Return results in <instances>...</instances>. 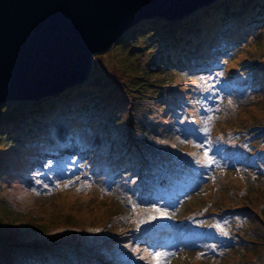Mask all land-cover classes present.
I'll use <instances>...</instances> for the list:
<instances>
[{"label": "rangeland", "instance_id": "obj_1", "mask_svg": "<svg viewBox=\"0 0 264 264\" xmlns=\"http://www.w3.org/2000/svg\"><path fill=\"white\" fill-rule=\"evenodd\" d=\"M212 12L218 24L205 36L201 18ZM179 21L187 25L174 28ZM218 27L243 39L215 50L220 56L211 70L205 63L182 66L163 56L216 37ZM145 35L148 42L128 35L126 46L117 40L94 54L81 83L22 108L12 106L15 101L0 105L13 111L0 115V264H109L127 250L133 262L124 257V264H264V0H212L179 19L157 20ZM157 55L163 66L151 70ZM190 66L198 67L184 69ZM141 70L164 85L158 91L131 90ZM243 75L240 87L229 82ZM170 86L177 100L165 111L160 104ZM156 92L160 98H151ZM83 102L88 111L79 124L81 143L74 138L66 154L57 131L76 137L77 124L58 113L73 116ZM51 141L49 150L59 152L50 157L40 146ZM232 142L242 147L236 150ZM147 145L168 165L177 158L175 163L190 167L179 159L195 155L201 169L183 176L174 189L163 177L154 184L145 162L131 163ZM113 146L133 150L112 156L105 151H115ZM118 216L124 224L106 230ZM157 222L170 227L141 231L143 224ZM133 232L142 240L136 243ZM103 234L118 236L122 249L111 248L110 238L101 242ZM125 238L129 244L122 243Z\"/></svg>", "mask_w": 264, "mask_h": 264}, {"label": "water", "instance_id": "obj_2", "mask_svg": "<svg viewBox=\"0 0 264 264\" xmlns=\"http://www.w3.org/2000/svg\"><path fill=\"white\" fill-rule=\"evenodd\" d=\"M211 1L0 0V105L81 83L94 54L139 21L179 19Z\"/></svg>", "mask_w": 264, "mask_h": 264}, {"label": "trees", "instance_id": "obj_3", "mask_svg": "<svg viewBox=\"0 0 264 264\" xmlns=\"http://www.w3.org/2000/svg\"><path fill=\"white\" fill-rule=\"evenodd\" d=\"M227 11H229V7H227ZM159 18L160 17H152V18H147V21L146 20L139 21L134 27H132L131 29H129L123 36H120L117 39V40H119V46H121V47L122 46H126L125 44H127L128 42H126L125 40L128 37V35H130L132 38H135V39H138L141 36V37H143L142 39L144 40V43L145 42H148V40L150 38V37L148 38V36L149 35L151 36V32L148 33V36H146V35L144 36V34H145V32H148L150 30V28H152L153 25H155L157 23V19H159ZM203 18H205V17H202L201 20ZM148 24H151V26L149 27ZM186 25H187V23H185V21H179L177 24H175L174 28H177L179 26L184 27ZM199 26L198 27L196 26V30H200L199 29ZM202 34H204V33L202 32ZM247 34L248 33H244V35H247ZM228 36H230V35L228 33L227 28L220 29V27H218L216 37L215 36H211L209 38V40H207V38H206L205 41L204 40L197 41V42L194 43V45L190 49H186L185 46H182V47H180L179 50H177L176 53H174V54L169 53V54H166V55H163V56L166 57L168 61H169V59H171V60H174V62L177 61V62L181 63L182 66L184 64L186 65L190 61H192V62H198L199 66L201 64H204L205 63V66L204 67H206V65L208 64L209 65V68H212L211 67V64L214 63V62H216L217 59H218V57L220 56L219 54H216L215 50L218 49V50L225 51L230 46L233 47L235 44H237L238 41L235 40L234 38H242V37H237L236 36V33L233 34V37H228ZM181 39L182 38H179L178 41H180ZM152 41H154V40H152ZM155 52H156V54H158V51L156 49H155ZM191 58H193V59H191ZM167 60H166V62H167ZM201 60H206V62H203ZM163 62L164 61H162V57L157 55V57H154V61H153V64L151 65L150 69L151 70H154L156 68H161L163 66L162 65ZM190 67H192L193 69H196L198 66H190ZM175 71L178 72L177 70H175ZM178 73L179 74H182L180 72H178ZM155 75L156 76H154V77L157 78V74H155ZM140 76H141V78L138 79V82H136V81L133 82L135 85L133 86V88L131 90L136 91L138 93L139 92L141 93L142 92V89L145 86H147L148 88L151 87L152 89H155L156 88V91H158L159 88L164 85L163 82H156L154 80L149 81L148 78L150 77L152 79V77L146 75L144 70H141L140 71ZM140 76H138V77H140ZM239 78L241 79L242 82L245 81V79H244L245 78V75L239 76ZM77 86H79V85H77ZM175 89H176L175 87L170 86V88L167 90V93H164L163 94V103L164 104L161 103L160 105H161L162 108L165 109V111H166V106L170 105L169 101L172 103L174 100H177V95H175ZM155 97L160 98L159 97V92H156V93L151 94V98H155ZM15 102H17V103H15L12 106H18L19 108H22L24 106L30 105V103H28L30 101H28V100H23V101L22 100H19V101H15ZM10 106L4 105L0 109V115L1 116H4V117H7L11 112H13L12 109H10ZM87 108H88V102L87 103H84L83 102L81 105H79L78 107H76L74 109V111L76 112V114H74L73 116H69L68 117V113H65V111H61L60 113H58V115H61L64 120L73 119V121H74L73 124L74 125L77 124L75 126V128H74V130L76 132V139L77 140H81V138L78 136V134L80 132V126H79V124H82V122L84 121L85 114H87V111H88ZM69 110H70V108L68 109V111ZM172 118L174 119L175 117H172ZM143 125H146V124L143 123ZM170 126L173 127V128H176V125H175L174 122L170 123ZM141 128L145 129L143 126H141ZM37 129H39V127H37L35 130L37 131ZM104 130H106V129H104ZM154 130L155 129H153V131ZM31 131L32 130H28L27 131V137H28L29 133H31ZM21 135H22L21 133H19V134L16 133L14 137L17 140L18 138L19 139L21 138ZM35 137L36 136L34 134V135H32L30 137L29 140H32L31 142L33 143ZM29 140L26 141V142H29ZM44 141H46V140H44ZM44 143L45 144L43 146H40V147H43V148L44 147H46V148H49L50 147V145H49L48 142H44ZM149 144H152V143H149ZM115 147L113 146V148L115 149V151L114 150L107 149L105 152L110 153L112 156H114V155L119 154V153L127 154L128 152H130V151L133 150L131 148L124 149L123 147L121 149L120 148L121 146L119 147L121 149L120 150L118 148V146H115ZM33 148L34 147H31L30 149H33ZM30 152H31V150H30ZM156 154H157V152H155V149H153V146L147 145L144 150H138L135 153V158L132 159L131 163H133V165H134L137 161H139V162H141V161L145 162L147 164V167H148L147 174H148V176L150 178L157 179L156 182H158V180L163 177V179L166 181L169 171L170 172L173 171L172 168L176 165V164H174L175 163L174 162L175 160L174 159H171V161H173V162H171V164H169L170 165V168H168L169 167L168 161L167 160L166 161L159 160L160 158ZM102 166L105 169H109L105 164H103ZM155 169H159L155 174H150L149 173V171H155ZM161 170H165V171H163V173H162ZM115 172H116L115 170L114 171H111V173H115ZM173 173H174V171H173ZM165 184H167V181H166ZM113 218L114 219H112L109 222V226L106 227L107 228L106 230H108L111 227H115V225H117L119 223H120V225L124 224V218L123 217L118 216V217H113ZM114 220H120L121 222L120 221H115V223L113 224V221ZM113 229H115V228H113ZM106 230H104V232ZM124 230L126 231V230H129V229L124 228ZM148 231L149 230H146V231H144V233H146ZM98 237L99 238H102V239H100V240H102L101 242H103V240H105L107 238L108 239L110 238V240H111V245H110L111 248L112 247L115 248L117 245H119V246H117V248L120 247L122 249L121 245H123V244L120 243L121 240L118 239L119 238L118 236H116V235H110V234L109 235L108 234H105V235L103 234V236L102 235L101 236L98 235ZM133 237H135L134 232L131 234V238L132 239H133ZM126 239L127 238L123 239L122 243L123 242H128V241H126ZM128 244H129V242H128ZM103 246H104V244L102 245L101 248H103ZM106 248H110V247L107 245ZM123 248L125 250H127V247H125V244H124V247ZM38 253L42 254L43 252L40 251ZM128 253H129L128 250L127 251H123V259L125 257V262H127V263L130 262L131 261V258H132L131 255H128ZM117 254L115 255V258L113 257L112 260L109 261V264H124L123 259L120 258V257H118ZM132 262L133 261H131V263ZM28 264H31V263H28ZM136 264H140V263L137 262Z\"/></svg>", "mask_w": 264, "mask_h": 264}, {"label": "bare ground", "instance_id": "obj_4", "mask_svg": "<svg viewBox=\"0 0 264 264\" xmlns=\"http://www.w3.org/2000/svg\"><path fill=\"white\" fill-rule=\"evenodd\" d=\"M217 19L218 18L216 12H212L208 18L202 19V32L205 34V36L210 35V33L214 31L218 24ZM57 137L59 141L64 145L71 146V139L68 135H66L65 129H58ZM97 194L101 195L100 192H98Z\"/></svg>", "mask_w": 264, "mask_h": 264}, {"label": "snow or ice", "instance_id": "obj_5", "mask_svg": "<svg viewBox=\"0 0 264 264\" xmlns=\"http://www.w3.org/2000/svg\"><path fill=\"white\" fill-rule=\"evenodd\" d=\"M64 187H68V185H64ZM161 215H167L166 213H161Z\"/></svg>", "mask_w": 264, "mask_h": 264}]
</instances>
